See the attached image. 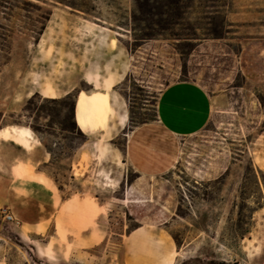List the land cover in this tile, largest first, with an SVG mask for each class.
Masks as SVG:
<instances>
[{
  "label": "rangeland",
  "instance_id": "obj_1",
  "mask_svg": "<svg viewBox=\"0 0 264 264\" xmlns=\"http://www.w3.org/2000/svg\"><path fill=\"white\" fill-rule=\"evenodd\" d=\"M29 1L43 11L0 9V130L28 127L35 139L23 155L0 137V264H127V236L138 228L167 232L175 264H264V0H181L175 32L191 38L182 47L156 23L167 0ZM48 11L37 36L34 21ZM224 18L225 38L207 36ZM145 33L154 39L135 41ZM107 61L124 78L96 87ZM183 63L201 106L171 94L160 100L165 78L185 77ZM45 80L59 98L38 94ZM113 90L126 105L115 96L124 128L84 133L79 94ZM64 92L75 97V121L70 102H60ZM129 103L134 121L156 120L134 127ZM193 115L201 120L191 131ZM36 147L48 160L37 170ZM35 171L57 186L55 217L37 227L30 219L45 213L41 192L49 186Z\"/></svg>",
  "mask_w": 264,
  "mask_h": 264
},
{
  "label": "crops",
  "instance_id": "obj_2",
  "mask_svg": "<svg viewBox=\"0 0 264 264\" xmlns=\"http://www.w3.org/2000/svg\"><path fill=\"white\" fill-rule=\"evenodd\" d=\"M237 15V14H234ZM235 21V20H234ZM240 33V32H238ZM112 41V39L110 40ZM117 49V45L116 47L110 51V52H114ZM99 70L101 73H104V77L101 79V82H95L96 87L101 85H104L105 87L108 86H116L117 84H119V81H116L118 78H124V73L120 70L119 67L115 66L113 64V62L111 61V63H109V61H107L106 64H104L103 66H98ZM110 70V72H109ZM195 83H185V82H181V83H176L171 85L170 87H168L167 89H165L163 91V93L161 94L160 100H163L165 98L166 95L171 94L173 97H176V102L178 101H187L189 103H191L193 106L194 105H200L201 103L204 102V98L203 96H199V94H197L196 92H194L193 89L189 88L190 86H194ZM100 87V86H99ZM39 91L41 95H43L46 98H59V94H58V90L56 88V86L48 80H45L44 82L41 83V85L39 86ZM42 91L46 92L47 95H44L42 93ZM61 91V90H60ZM113 95H112V102L115 105L116 100L114 99L115 96H117L113 90ZM69 94V92H64V95ZM83 93H80L79 95H81ZM199 96V97H197ZM117 102H119V105H121V108L124 109V107H126L125 102L121 101L118 99L117 96ZM199 101H202L201 103ZM115 108V107H114ZM189 110L192 109V107H187ZM122 110V109H121ZM116 112L118 113V111L116 110ZM161 112H159V116L158 118H161L162 115L160 114ZM128 116V115H126ZM124 117L123 113L120 112V118ZM200 116L199 115H193L191 117V120L188 122V127L191 128V131L194 130L195 128H199V123H200ZM23 128H28V127H23ZM90 128H92V133L96 130H93L95 127L90 126ZM6 129V128H4ZM4 129H1L0 131H3ZM85 133V132H84ZM91 133V134H92ZM114 134V133H112ZM107 133L102 130L101 134L99 135L100 137H104L106 136ZM0 137L2 139H4L5 141L10 140L13 143H16L17 145H25V146H20L21 149L19 150L21 152V154L24 155V151L26 150V146H29L31 140L34 142L35 139H29V143L28 144H24L21 141L17 140V135L15 134H11L9 138H3L1 135ZM16 137V138H15ZM101 140V138L99 139ZM38 150V148L36 147L35 150ZM27 151V150H26ZM138 158L141 156L140 153H137ZM44 155L42 153V151L38 150L37 151V155L33 158L34 162L32 165L33 169L37 170V167L40 164L46 165L48 162L47 159H44ZM21 160H23L22 158L15 160V163H13L10 167V171L11 173H13V171L19 167L21 164ZM25 162V161H22ZM29 162V161H28ZM26 167L29 168V166L27 165V163H23ZM74 169V168H73ZM72 169V170H73ZM33 175L35 176L36 179H43L45 180V183L49 186V188L44 189L41 194L45 196L46 198V205H45V213L44 214H33V217L30 219V223L32 226L37 227L39 226L41 223H47L51 218L55 217V213H53V206H54V202L56 200V193L54 190V187L57 188L56 183L52 182V179L45 173L41 172V171H35L33 172ZM34 191L39 192V187L34 183ZM10 190L13 189L12 188V183H10ZM59 192H61L60 190H58ZM12 193V192H11ZM36 200H33L32 203H36ZM65 201H61V204H63ZM128 249L131 251V253L133 254L132 258L129 260V262H127V264H175L176 258L178 256V251L175 249V243L173 241V239L171 238V236L167 233V232H161V233H156L155 230L153 229H147V228H138L135 229L134 231H132L128 236ZM166 244L170 246V248L166 247ZM153 249V252H155L152 258H150V256L147 254L149 249Z\"/></svg>",
  "mask_w": 264,
  "mask_h": 264
},
{
  "label": "trees",
  "instance_id": "obj_3",
  "mask_svg": "<svg viewBox=\"0 0 264 264\" xmlns=\"http://www.w3.org/2000/svg\"><path fill=\"white\" fill-rule=\"evenodd\" d=\"M37 1H42V0H37ZM168 4H167V9L165 10V13L163 14L165 16L161 19L160 22H156L159 23L157 25L161 26V27H165L164 29L168 32V36L170 37V39L175 40L176 43L175 45L177 47L184 45L183 43H187L184 41H189L191 38H189V35H185V38L182 37L181 34H178L177 32H175V28L178 26H181V22L184 19V15L185 12H183V8L181 7V0L180 2H177L176 0H167ZM20 6H22L21 9L26 10L28 9H32V10H36V11H43V7L35 4L29 0H0V9H10V10H14L19 8ZM138 7V6H137ZM138 11H140V9H138ZM52 16V13L50 11H48L47 13H45L44 15H40L38 16V18L34 21V25L33 27H35V30H32L33 33H35L37 36H41L47 26V23L50 21ZM146 21H148V19H145ZM153 20L150 19L149 22ZM155 23V22H154ZM163 25V26H162ZM227 26H228V22L226 20V18H224V20L222 21V24L220 25L219 29H213L211 30V32L209 34H207V36L211 37L212 39H223L225 38V35L227 33H229L227 31ZM192 30V36H197L196 34V30H193V27L190 28V31ZM160 35V34H158ZM153 34H142L141 36H136L135 37V41H147V40H153ZM189 43V42H188ZM181 56L184 57L186 56L185 52L181 53ZM183 61V60H181ZM183 65V72L182 74L185 76L184 78H181L179 80H163L162 82V86L165 89H167L168 87H170L173 84L176 83H181V82H185V83H190L193 82V80L190 78V73L188 72V66L186 64H182ZM61 103H69L70 102V106L72 109V113H74V121H75V97L72 94H68L67 96H65L64 98L60 99ZM129 107H130V123L135 124L134 127H140L142 125L147 124L149 121H155L156 119H150V120H146V119H142L139 121H134V118L132 116V106L129 103ZM157 118V115H156ZM74 127L76 129L77 126L74 122Z\"/></svg>",
  "mask_w": 264,
  "mask_h": 264
},
{
  "label": "bare ground",
  "instance_id": "obj_4",
  "mask_svg": "<svg viewBox=\"0 0 264 264\" xmlns=\"http://www.w3.org/2000/svg\"><path fill=\"white\" fill-rule=\"evenodd\" d=\"M116 45L117 39L116 37H113L112 41L107 44L108 50L112 51ZM122 80L123 78L121 77L116 81L122 82ZM37 92L38 94L40 93L39 90ZM42 93L47 95L44 91H42ZM112 100L113 98L112 95L109 94V91H94L90 94L83 93L79 95L76 102V122L78 123L80 129L86 134L92 133V128H90V126L95 127L93 130H97L98 126H102L104 128L103 130H106V132L108 131L109 134L123 129L127 121L126 117L124 116L119 118L117 116ZM11 134L17 135V140L23 142L24 144H28L29 139L34 138V133L30 128L11 127L0 131V135L3 138H9Z\"/></svg>",
  "mask_w": 264,
  "mask_h": 264
},
{
  "label": "built area",
  "instance_id": "obj_5",
  "mask_svg": "<svg viewBox=\"0 0 264 264\" xmlns=\"http://www.w3.org/2000/svg\"><path fill=\"white\" fill-rule=\"evenodd\" d=\"M2 214L4 215V220H7L9 222H13L15 220L14 216L7 211H3Z\"/></svg>",
  "mask_w": 264,
  "mask_h": 264
}]
</instances>
